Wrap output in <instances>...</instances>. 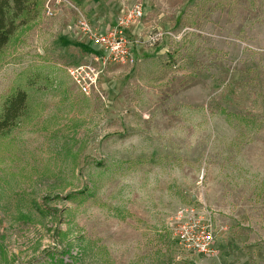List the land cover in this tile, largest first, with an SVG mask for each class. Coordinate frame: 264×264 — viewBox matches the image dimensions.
<instances>
[{
	"label": "rangeland",
	"instance_id": "1",
	"mask_svg": "<svg viewBox=\"0 0 264 264\" xmlns=\"http://www.w3.org/2000/svg\"><path fill=\"white\" fill-rule=\"evenodd\" d=\"M81 20L120 29L131 59ZM17 90L0 264H264V0H44L0 57V112ZM185 206L210 219V255L181 242Z\"/></svg>",
	"mask_w": 264,
	"mask_h": 264
},
{
	"label": "built area",
	"instance_id": "2",
	"mask_svg": "<svg viewBox=\"0 0 264 264\" xmlns=\"http://www.w3.org/2000/svg\"><path fill=\"white\" fill-rule=\"evenodd\" d=\"M141 16V7L134 3L121 15L119 25L131 23L132 21L138 20ZM79 23L83 33L87 35L88 39L95 46L102 49L108 58L116 62H125L131 59L132 52L130 43L121 35L120 29L112 28L104 32H99L89 26L84 20H81ZM70 71L74 74L73 70ZM87 76V81L84 80V77H82L83 81L77 79L80 88L86 93L90 91L91 85L94 82L93 75L87 74ZM184 218H186V221H181ZM176 219L179 221V238L185 247L204 255H210L213 252L214 236L211 222L209 218L207 220L203 210L197 212L192 206L181 207L177 211ZM200 219H205L206 222L201 223Z\"/></svg>",
	"mask_w": 264,
	"mask_h": 264
},
{
	"label": "trees",
	"instance_id": "3",
	"mask_svg": "<svg viewBox=\"0 0 264 264\" xmlns=\"http://www.w3.org/2000/svg\"><path fill=\"white\" fill-rule=\"evenodd\" d=\"M44 0H0V57L20 26L37 19ZM27 95L17 90L8 96L0 112V133H7L26 108Z\"/></svg>",
	"mask_w": 264,
	"mask_h": 264
}]
</instances>
